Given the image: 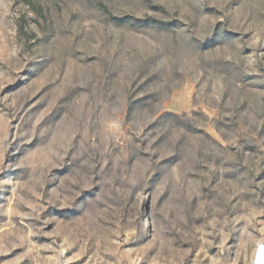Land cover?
Returning a JSON list of instances; mask_svg holds the SVG:
<instances>
[{"label":"rangeland","instance_id":"rangeland-1","mask_svg":"<svg viewBox=\"0 0 264 264\" xmlns=\"http://www.w3.org/2000/svg\"><path fill=\"white\" fill-rule=\"evenodd\" d=\"M264 264V0H0V264Z\"/></svg>","mask_w":264,"mask_h":264},{"label":"bare ground","instance_id":"bare-ground-1","mask_svg":"<svg viewBox=\"0 0 264 264\" xmlns=\"http://www.w3.org/2000/svg\"><path fill=\"white\" fill-rule=\"evenodd\" d=\"M261 261H262V255H261V252L259 251V255L256 258V263L259 264V263H261Z\"/></svg>","mask_w":264,"mask_h":264}]
</instances>
